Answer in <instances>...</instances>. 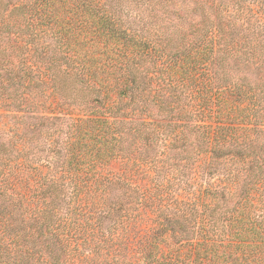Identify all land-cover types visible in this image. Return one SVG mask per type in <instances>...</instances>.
I'll return each mask as SVG.
<instances>
[{
	"label": "trees",
	"instance_id": "obj_1",
	"mask_svg": "<svg viewBox=\"0 0 264 264\" xmlns=\"http://www.w3.org/2000/svg\"><path fill=\"white\" fill-rule=\"evenodd\" d=\"M0 264H264V0H0Z\"/></svg>",
	"mask_w": 264,
	"mask_h": 264
}]
</instances>
